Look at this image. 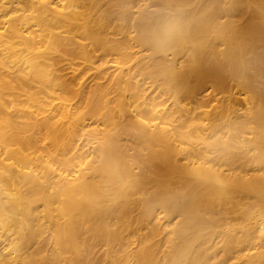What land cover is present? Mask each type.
I'll use <instances>...</instances> for the list:
<instances>
[{
    "label": "bare ground",
    "instance_id": "6f19581e",
    "mask_svg": "<svg viewBox=\"0 0 264 264\" xmlns=\"http://www.w3.org/2000/svg\"><path fill=\"white\" fill-rule=\"evenodd\" d=\"M191 1L187 7L202 2ZM249 1L210 0L216 10L204 0L208 8H200L201 12L188 8L187 13L207 26L201 29L208 32L214 15L213 21L223 23L225 17L226 25V21L237 23L246 20V7L253 6L254 30L264 36V0ZM178 3L0 0V264H264V107L256 109L262 116L256 110L251 116L247 105L239 118L238 109L232 118L225 108L227 117H217L212 110L216 117L208 119L207 111L198 108L203 98L196 97V107L208 119L201 117L206 125L195 107L186 109L188 114L193 110L191 117L186 111L178 116L177 110L186 106L175 102L179 86L176 71L170 69L178 65H173L171 56L179 58L182 51L175 48L181 40L179 24L187 28L186 11ZM205 8L214 14H205ZM180 16L183 26L174 24ZM187 34L184 40L190 38ZM220 34L216 33L220 38L211 35L221 40ZM231 34L228 44L236 38L237 44L238 36L243 43L242 35ZM207 37L198 43L201 47L208 50L213 44L214 50L219 48L217 54L224 50ZM224 38L227 41V35ZM220 40L225 47V40ZM195 41L190 42L193 47ZM206 41L207 46H202ZM255 41L244 49L254 45L256 52ZM183 42L181 46L187 47ZM259 46L264 53V44ZM200 48L198 52L203 51ZM249 48L244 52L254 54ZM192 52L187 53L189 58L194 57ZM187 54L184 63L190 60ZM210 56L203 59H217ZM259 58L264 62V56ZM193 60L191 68L198 63ZM223 61L224 57L221 63L226 67L220 66L224 70L231 64ZM244 65L246 69L250 64ZM256 68L255 74L253 69L246 70L249 78L264 73ZM87 73L90 81L85 84ZM233 74L235 80L242 77ZM254 77L251 81L260 82ZM251 81V88L264 89L262 82L261 87ZM248 85H243L247 91ZM180 87L184 90V85ZM259 96L261 106L264 99ZM249 98L253 102L254 96ZM165 100L170 106H165ZM248 165L255 167L254 172L251 168L247 174ZM170 218L174 221L168 228ZM241 244L247 252L241 253Z\"/></svg>",
    "mask_w": 264,
    "mask_h": 264
},
{
    "label": "rangeland",
    "instance_id": "374dc122",
    "mask_svg": "<svg viewBox=\"0 0 264 264\" xmlns=\"http://www.w3.org/2000/svg\"><path fill=\"white\" fill-rule=\"evenodd\" d=\"M176 1H177V2L179 1L180 3H181V2H182V3L185 2V4L183 5L182 8L180 7V6L182 5V3H181V4L178 3V4H180V5H179V9H180V10L184 8V9H183V10H184L183 12L186 11V13L184 14L185 16L183 15V18H184L183 20H185V18H186V21H183V23L185 22V24H186V25H185V28H186V27H187V28H186V31H185V29L183 30L182 27L180 28V24H179V28L177 27L178 25H175V26H174V28L177 27L178 30L180 29V31L178 32V33H179L178 36L181 38V40L178 39V40H180V42H179L178 40H177V41H178L177 44H176V42H175V46H177V47H175V48L180 49V51H181V50H182V51H181V52L179 51L180 54H179V52L177 51L178 54H179V56H180L179 58L181 59L180 61L175 59V58H178V56L175 57V58H172V56H171V54H170L171 59L173 60V65L176 66V64H177L178 67L180 68V64H182V62L184 61V54H185V53H186V54H187V53L190 54V52L193 51V48H194L195 46H196L197 48L195 47V48H194V50L196 49L195 52H194V51L192 52V53H194L195 55H194V54H192V55H194L195 58L199 56L198 59H195V58L193 57V58H194V60H193V58H191L192 56L189 58L190 55L187 54V56L189 55L188 58H189L190 60H189V59H188V60L190 61V63H192V60H193V62L196 60V62L198 61V63H197L196 66H192V68H191V65H190L189 61H188V63L185 62V63L188 64V66L183 62V64H185V65L182 64L184 68H183V67H181V68L183 69L182 71H183L184 73H182V71H181L177 66H176L177 69L174 68L175 66L173 67V68L176 69V70L170 69V71H176V73H175L174 75H175V77H176V83H178V86H179V88L177 87L178 89L176 88V92L178 91V92H177V95H180V96H179V97L177 96L178 98H175V102H177V103L179 102V105H180V106H181V105L183 106V104H181L180 102H184V105L186 106V108H183V109H181V110L179 109V111L177 110L178 116H180L179 114H180V112L182 113V111H183V113H185L186 109H190V108H192V107H193V108L195 107V108L198 110L199 107H202V108H200V109H204L205 111H207V112H205V114H206V116H207L208 119H209V118H212V117H216V116H217V117H218V116H219V117H225L224 115H226V117H227V113H228V112H227V111L225 112V110H224L225 108H226V110L230 111V112H229V113H230V116L232 115V113H233V114L237 113L236 110L238 109V110H237V111H238V113H237L238 116L236 115V118H239V117H240L239 114H241V112L243 111V108H244V110H245V108L247 107V105H249L250 108H253L252 110L249 109V107L246 108V110H249V112L251 111V112H250V113H252L251 116H253V115H254L253 110L258 109V107H264V106H262V103H264V100H262V103H261V106H260V104L258 103L259 101H258V99H257L259 95H260L259 97H260L261 99H264V96H262V95H264V92H262V90H264V89L260 90V87L256 86L257 89H259V94H258V93H257L258 90L255 89V88H254L255 86L253 85L254 92L256 91V92H255V95H253L254 92H250V89H251V91L253 90V88L250 87V86L252 85V84H250V81H251V78H253L254 76L251 77V78H249V77H250V72H247V71H246V70H248V71H252V69H253L252 73H254V72H255L254 69H255L256 67L258 68V69L256 68V72H257V73H259V71H257V70H260V73H262L261 71H264V70H262V69H264V68H262V66H264V62H260V59H261V58H259L261 55L264 56V53H262V54L260 53L262 49H261V46H259V45L264 44V43L260 44V43H261V40H264V38H262V37H264V36H261V35L259 34V32H257V31L254 30V28H255V26H256L255 23L253 22V18H254V17L252 16V11L254 10V7H253V6H249V5H248V7H246V10H245V11H247V12L249 11V12L247 13L246 20L241 21V22L238 21V22H237L238 24L236 23V21H235V23H234L233 21H232V22H231V21H229V22L226 21V23H227L228 25H229L230 22L232 23V24H230L229 26L226 25V24L224 23V22H225V20H224L225 17H224L223 19H221L223 23H221L220 20H218V21H217V20L213 21V20H214V17H215V15H214L213 20H212L213 23H212V24H209V26H208V27H210V28H212V29L209 28V30H208V32H207L206 29H205V31L201 29V28H207V26H206V27H203V25L201 24L200 20H197V18H194V16L192 17L191 15H188V13H187V12H188L189 10H191V9H193V10H194V9H195V10L198 9V11L201 12V10H202L204 7H206V6H205V3L203 2L204 0H202V2H203V6H202V2H201L200 4L197 3V2H196V3L194 2L195 4H197V7H198V8L195 7V4H194V3H193L194 8H193V6H190V5H192V1L188 3V1H190V0H188V1H186V0H181V1H180V0H176ZM183 1H184V2H183ZM208 1L210 2V0H207V2H208ZM248 1H249V0H248ZM253 1H254V3H255V2H257L258 0H253ZM253 1H252V2H253ZM259 1H261V0H259ZM259 1H258V2H259ZM205 2H206V0H205ZM250 2H251V0L249 1V3H250ZM186 4H187V5L190 4L189 6L192 7V8L187 7ZM207 4H208V3H207ZM210 4H211V2H210ZM252 4H253V3H252ZM199 5H200L201 7H199ZM209 6H211V7H209ZM156 7H157V6H156ZM156 7L153 5L151 8H155V9H156ZM186 7H187V9H186ZM202 7H203V8H202ZM208 7H209V9H211L213 6H212V4H211V5H208ZM208 7H206V8H208ZM188 8H189V10H188ZM200 8H202V9L199 10ZM206 8H205V10H206L207 13L204 12V11H203V12H204L205 14H209V12H208V10H207ZM213 8H214V7H213ZM213 8H212V9H213ZM250 8H251V12H250V10H248V9H250ZM214 9H216V7H215ZM218 9H219V8H218ZM218 9H216V10H218ZM200 12H199V13H200ZM203 12H202V13H203ZM213 12H214V11H213ZM200 14H201V13H200ZM200 14H199V15H200ZM205 14H204V15H205ZM210 14H214V13H212V12L210 11ZM210 14H209V15H210ZM204 15H202V16H204ZM209 15H208V16H209ZM187 16L189 17L188 20H187V18H188ZM202 16H201V18H203ZM208 16L205 15V17L209 18ZM210 16H212V15H210ZM157 17H158V16H157ZM181 17H182V16H180V19H179L180 21H177L178 19H176V20L174 21V24H176V23L178 24L179 22H181V24H182L181 26H183V23H182V21H181ZM191 17H192V18H191ZM165 18H166V17H165ZM190 18H191V19H190ZM199 18H200V17H199ZM159 19H161V18H159ZM168 19H169V18H168ZM230 19H231V18H230ZM169 20H170V19H169ZM196 20L199 22L200 25H202V27H200V25L198 24V22H197ZM176 21H177V22H176ZM216 21H217V22H216ZM188 22H189V25H188ZM195 22H197V24L199 25V27L196 25ZM214 22L217 23V24H215ZM239 22H240V23H239ZM218 24H220V25L222 24V27H221L220 25H218ZM223 24H225L226 29L224 28V25H223ZM216 25L219 26V27H218L219 32L216 30ZM231 25H232V26H231ZM233 25H235V26H237V27L234 26V29H233ZM188 26H190V27L192 26V27L190 28V27H188ZM230 26L232 27V32H231V27H230ZM238 26H239V27H238ZM193 27H194V29H193ZM229 27H230V31H229ZM241 27H242V29H241ZM188 28H189V29H188ZM196 28H197L198 31H195ZM220 28L223 29L224 31L221 30V31H222V32H221V31H220ZM235 28H236V29H235ZM251 28H252V30H251ZM181 29H182V30H181ZM187 29H188V30H187ZM192 29H193V30H192ZM227 29H228V30H227ZM238 29H239V30H240V29L242 30V31L240 30L241 33L238 31ZM245 29H246V30H245ZM233 30L236 31V32H239V33H236V34H235V33H233ZM253 30H254V31H253ZM181 31H182V32H181ZM184 31H185V33H184V35H183V32H184ZM190 31H191V32H190ZM192 31H195L196 33L199 32V33L196 35V33L192 32ZM209 31H210L211 34L215 33V36H216V37H219L218 35H216V33H219V34L221 33V34H220V36H221L222 33L225 32L226 35H227V38H228L227 41H226V39L224 38V36H226L225 33L223 34L224 36H223V35L221 36V40H222V41L219 39L220 37H219L218 39H219L222 43H223V41L225 40L224 42L227 43L226 46H228V48H230V49L233 50V51H235L234 49H236V51H237L238 49H240L238 53L236 52L237 54L234 52L237 56H236V55H233L234 53H232L233 51L231 52L230 49H229L230 51H229L228 49H226V48H227L226 46H225V47L222 46L223 44L219 43V42H218L219 40H218L217 38H216V40H215V38H213V37H215V36L209 34ZM212 31H213V33H212ZM243 31H244V32H243ZM250 31H251L252 34H253V32H254V34H256V35H255V36H256L255 38H256L257 41L254 40V34L252 35V34L250 33ZM202 32H203V33H202ZM245 32L247 33V35L245 34ZM187 33H188V34H187ZM192 33H194L195 35L193 36ZM200 33H202L203 35H201ZM205 33H206V34H205ZM231 33H232V34H231ZM186 34H187V36L189 35V37H190V38H188V37L186 36V38H188V40H187L186 38H185L186 40H184L183 37H182V36L185 37ZM230 34H231V36H233V37H235V36L237 37V36H238L237 34H239L240 36L242 35V37H243V43L240 41L241 39H240L239 36H238V40H239V41L237 42V44H238V43L240 44V42H241V44H242V46H243V49L240 48V47H238L239 44H238V45L236 44V41H235V40H237L236 37H235L236 39H234V40H233V38L231 37V39L233 40V41L231 40V41H232V42H231L232 44H228V43H229V40H230ZM244 34H245V36H246L247 38H246L245 36H243ZM198 35H200V36H198ZM207 35H211L212 37H210V36H208V37L212 38V39L216 42V43H215L213 40H211L212 43L219 44V45H217V48H218V47L223 48L226 52H225L224 50L220 49L219 54H217L218 52L215 53L216 51H218L219 48L216 49V50H214L213 47H212L213 44L211 43L212 46L209 45L210 42H209V44H208V45H209V46H208L209 48L207 47L208 50H207L206 48H204V47H201L200 45H201V43L205 42V40H206L205 38L207 37ZM248 35H250V37H249ZM195 36H197V37H195ZM204 36H205V37H204ZM252 36H253V37H252ZM258 36L261 37L260 40H259V37H258ZM200 37H204V38H201V39H200ZM208 37H207V40H208ZM222 37H223L224 39H223ZM257 37H258V39H257ZM191 38H193V40H192ZM195 38H198V39H195ZM248 38H251V44H254V43H252V42L255 41V47H254V48H256V49H255L256 52H255L254 49H252L254 45L252 46L251 49H252L253 51H251V52H254V54L252 53V54H250V55H249V53H246V52H248L247 49H248L249 47H247V49H246L247 51L244 49V47L248 44L247 41L250 42V39H248ZM189 39L192 40V41H190ZM199 39H200V40H199ZM202 39H204V40H202ZM245 39H247V41H246ZM195 40H197V43H196ZM198 40H199V41H198ZM258 40H259V41H258ZM183 41H185V43H186V42L188 43V44H184V45L187 46V47H185V48H184V46H181V43H182ZM193 41H195V43H194L195 46H194V47H193L192 44H190V42L192 43ZM208 41H209V40H208ZM245 41H246V42H245ZM244 42H245V43H244ZM256 42H257V43H256ZM259 42H260V43H259ZM183 43H184V42H183ZM183 43H182V44H183ZM198 43H199L200 45H199ZM258 43H259V44H258ZM241 44H240V46H241ZM243 44H244V45H243ZM245 44H246V45H245ZM251 44L249 43L247 46H249V45H251ZM178 45H179V46H178ZM220 45H221V46H220ZM224 45H225V44H224ZM229 45H231L232 47H230ZM233 45H234L235 47H234ZM236 45H237V46H236ZM256 45H258V46H256ZM190 46H191V47H190ZM198 46H200L201 48L198 47ZM202 46H207V41H206L205 45L202 44ZM214 46H215L214 48H216V45H214ZM242 46H241V47H242ZM179 47H180V48H179ZM250 47H251V46H250ZM258 47H260V51H258ZM188 48H190L191 51H190V49L188 50ZM199 48H200V50H203V51L206 50V51H207V53H206V51L204 52V53H205L204 57H200V56H203V54H202L203 51L198 52V51H199V50H198ZM202 48H203V49H202ZM262 48H264V47H262ZM177 49H176V50H177ZM183 49H184V50L186 49L187 51H190V52H187V51L184 52ZM251 49L249 48V50H251ZM176 50H175V51H176ZM221 50H222V51H221ZM208 51H209V52H208ZM212 51H213V52H212ZM223 51H224V52L226 53V55H227V58H226V59H225L226 55H224V52H223ZM228 51L231 52L232 55H231V53L229 54ZM241 51H243V52L246 51V52H244V53L247 54V55H245V54L242 53ZM177 52H176V53H177ZM201 52H202V53H201ZM221 52H223V53L220 54ZM227 52H228V53H227ZM240 52H241V54L239 55ZM258 52H259L261 55L258 54V55H260V56L257 57L258 59H256L255 56H258V55H255V54L258 53ZM196 53H197V55H198V54H199V55L197 56ZM209 53H210V54H209ZM178 54H177V55H178ZM181 54H182V55H181ZM208 54H209V55H208ZM242 54H243V55H242ZM210 55H216L217 59H215V60H211V58H210L211 61L208 60V62H207L206 60H207L209 57H211ZM221 55H223V56H221ZM241 55H242V56H241ZM253 55H254V56H253ZM110 56H111V55H110ZM110 56H105V57L108 58V57H110ZM206 56H207L208 58H207L206 60L203 59V58H205ZM219 56H220V57H219ZM229 56L232 57V58H229ZM234 56H235V57H234ZM238 56L243 57V58L246 57L247 60H246V58H244V60H246V62H245V61H244V62H241V61H243V59L241 60L240 57H239L238 59H236V57H238ZM248 56L253 58V59L251 58V61H252V62H249L250 60H249ZM111 57H112V56H111ZM111 57H110V58H111ZM221 57H222V58H221ZM223 57H224V61H225V62H226L227 59H228V61H227V66H229V65L231 64V65H230L231 67L229 66V67H227V68L224 69V70L221 69V67H226V66H225L226 63H225L224 61H223V63H225V64H222V63H221V61L223 60ZM179 58H178V59H179ZM185 58H186V57H185ZM233 58H235V60H232ZM108 59H109V58H108ZM186 59H187V58H186ZM202 59H203V60H202ZM262 59H264V58H262ZM174 60H175V61H174ZM229 60H230V61H229ZM231 60H232V61H235L237 65L235 64V62L232 63ZM237 60H238V62H237ZM239 60H240V61H239ZM257 60H258L259 62H258ZM169 61H170V60H169ZM176 61H178V62L176 63ZM186 61H187V60H186ZM205 61H206V62H205ZM212 61H213V62H212ZM214 61H216V62L218 61V62L216 63V62H214ZM254 61H256V62H254ZM196 62H195V63H196ZM199 62H200V63H199ZM209 62H212V63L216 64V66H217V65H219V66L216 67V66H214V64H212V63H211L212 65H210ZM228 62H229V63H228ZM61 63H62V62H61ZM174 63H175V64H174ZM195 63L192 64V65H195ZM218 63H219V64H218ZM220 63H221V65H220ZM240 63H242V64H240ZM248 63H249L250 65H249ZM257 63H259V64H257ZM260 63H261L262 65H261ZM199 64H200V65H199ZM243 64H247V65H244V66H246V67H248V65H249V67H248L249 69H248V68L245 69V68L242 66ZM63 65H64L63 68H65V69H64V72L69 71V70H67V69H69V68H66V67H65V63L62 64V66H63ZM66 65H67V67H68V64H66ZM170 65H171V64H170ZM253 65H254V66H253ZM257 65H258V66H257ZM259 65H260L261 68H259ZM185 66H186V68H185ZM220 66H221V67H220ZM233 66H234V67H233ZM237 66H238V67H241V66H242L241 69H240V70H242V71H240V70L237 68ZM255 66H256V67H255ZM170 67H171V66H170ZM232 67H233V68H232ZM235 67H236L237 70L235 69ZM187 68H188V69H187ZM193 68H194L195 70H194ZM196 68H197V69H196ZM228 68H229V70H232V69H233L234 72H238L239 75H242V77L244 76L243 74L247 75L248 77H246V76H245V78L243 77V78H244V81H246V83L241 79L242 77H240V76H239V77H240L241 80L239 79L238 76H237L236 80H235V78L231 77V76H233V75L235 76V74H233V73H234V72H233V73H231V74L229 75V73H230L231 71H229V73H228V72L226 71V70H228ZM230 68H231V69H230ZM190 69L194 70L195 73H194L193 71H191ZM66 70H67V71H66ZM177 70H180L181 72H179V71H177ZM186 70H187V72H186ZM197 70H198V71H197ZM190 71H191V72H190ZM208 71H209V73H208ZM221 71L223 72V74H222ZM224 71H226L227 74H224ZM178 72H179V73H178ZM212 72H213V73H212ZM226 72H225V73H226ZM177 73H178L179 75H178ZM189 73H190V74H189ZM196 73H197V74H196ZM199 73H200V74H199ZM252 73H251V75H253ZM180 74H181V75H180ZM187 74H188V75H187ZM204 74H206V75L204 76ZM214 74H215V75H214ZM254 74H255V73H254ZM262 74H264V73H262ZM262 74L260 75L261 77H259L258 74H256V76H255L254 78H255L256 80H260V82H262V84H264V81H262V80H264V78H262V77H264V76H262ZM89 75H90V74L87 73L86 76H85V81H84V83L86 82L85 84H88V82L90 81V77H89ZM189 75H190V76H189ZM213 75H214L215 77H217V76H218V77L215 78ZM216 75H217V76H216ZM87 76H88V77H87ZM177 76H179V77L177 78ZM184 76H185L186 78H185ZM194 76H195V77H194ZM257 76H258L260 79H259ZM189 77H190V78H189ZM206 77H207V78H206ZM228 77H229L231 80H229ZM192 78H193V79H192ZM196 78H197V79H196ZM220 78H221L225 83H223V81H222ZM232 78H233V79H232ZM248 78H249L250 81H248ZM261 78H262V79H261ZM178 79H180V80H178ZM188 79H189V81H188ZM224 79H225V80H224ZM237 79H238L239 81H241V82L238 83ZM245 79H247V80H245ZM255 79H253V80L255 81ZM181 80H182V82H181ZM232 80H233V81H232ZM186 81H187V82H186ZM192 81H193V84H192ZM210 81H211V82H210ZM229 81H230V83L228 84ZM235 81H236V82H235ZM242 81H243V83H242ZM185 82H186V83H185ZM234 82H235V83H234ZM258 82H259V81H257V83H258ZM260 82H259L258 84H261ZM184 83H185V84H184ZM211 83H212V84H211ZM220 83H221V84H220ZM231 83H233V85H232ZM241 83H242L244 86H245L246 84H247V85L249 84V85H248V89H249V91L245 90L246 88H243V85H242ZM251 83H256V82L251 81ZM257 83H256V84H257ZM222 84H223V85H222ZM240 84H241L242 86H241ZM258 84H257V85H258ZM262 84H261V87H262ZM143 85L145 86V84H143ZM183 85H184V90H183V87H182V88L180 87V86H183ZM193 85H194V87H193ZM199 85H200V87H199ZM204 85H205V86H204ZM234 85H235V86H234ZM169 86H170V85H169ZM201 86H202V87H201ZM203 86H204V87H203ZM232 86H233V87H232ZM238 86H239V88H238ZM240 86H241V87H240ZM190 87H192V88H190ZM209 87H210V88H209ZM216 87H217V89H216ZM219 87H220V88H219ZM230 87H231V89H230ZM234 87H235V88H234ZM171 88H172V87H171ZM203 88H204V89H203ZM207 88H208V89H207ZM227 88H228V89H227ZM211 89H212V90H211ZM221 89H222V91H221ZM229 89H230V90H229ZM242 89H243V90H242ZM170 90H171V89H170ZM170 90H169V95L172 93V92H170ZM179 90H180L181 93H182L183 91H185V92H183V93L181 94V93L179 92ZM192 90H193V91H192ZM215 90H217V92H216ZM218 90H219L221 93H220ZM237 90H238V91H237ZM241 90H242V91H241ZM189 91H190V92H189ZM207 91H208V92H207ZM223 91H224V92H223ZM229 91H232V92L229 93ZM239 91H241V92H239ZM191 92H192V93H191ZM203 92H204V94H203ZM222 92H223V93H222ZM234 92H235V93H234ZM248 92H249V94L251 93L252 95H249ZM184 93H185V94H184ZM205 93H206V94H205ZM225 93H226V94H225ZM228 93H229V94H228ZM240 93H241V94H240ZM261 93H262V94H261ZM186 94H187V95H186ZM212 94H213V95H212ZM171 95H172V94H171ZM171 95H170V96H171ZM183 95H185V96L182 97ZM196 95H197V96H196ZM226 95H227L228 101H227ZM243 95H245V96H244L245 98L243 97ZM247 95H249V97H250V96H251V97L254 96V98H251L252 101H253V102H251V103H253V105L256 104V107L258 106L257 108H256L255 106H253V105L250 103L251 100H250L249 97L247 98ZM194 96H195V98H194ZM229 96H230V97H229ZM261 96H262V97H261ZM168 97H169V96H168ZM172 97H173V95H172ZM191 97H192V98H191ZM196 97L203 98V101L200 102V105H203V106H200V105L198 106V103H196V99H197ZM206 97H209V98H206ZM223 97H225V98H223ZM255 97H256V98H255ZM166 98H167V94H166ZM170 98H171V97H170ZM205 98H206V100H205ZM230 98H232V99H230ZM235 98H236V99H235ZM260 98H259V99H260ZM164 99H165V98H164ZM167 99L170 101V103L173 102V100L171 101V99H173V98H171V99L167 98ZM178 99H180L181 101L178 100ZM220 99H221V100H220ZM245 99H246V100H245ZM253 99H254V100H253ZM255 99H257V100H255ZM168 100H167V101L165 100L167 105H165V104H164V105H165L166 107H168V105H169V103H167ZM190 100H191L192 103L190 102ZM193 100H194V101H193ZM186 101L188 102V105H187ZM205 101H206V103H205ZM235 101H236V102H235ZM245 101H246V102H245ZM255 101H257V103H256ZM217 102H218V103H217ZM222 102H223V103H222ZM244 102H245V104H244ZM254 102H255V104H254ZM173 103H174V102H173ZM173 103H172V104H173ZM219 103H221V104H219ZM224 103H225V106H224ZM226 103H228V104H226ZM229 103H230V104H229ZM239 103H240V104H239ZM192 104H193V105H192ZM216 104H218L219 106L216 105ZM222 104H223V105H222ZM231 104H232V105H231ZM257 104H258V105H257ZM173 105H174V104H173ZM239 105H240L241 107H240ZM244 105H246V106H244ZM169 106H170V105H169ZM174 106H175V105H174ZM174 106H171L170 108H172V107H174ZM185 106H183V107H185ZM190 106H191V107H190ZM196 106H198V108H197ZM223 106H224V107H223ZM217 107H218L219 109H218ZM235 107H236V108H235ZM254 107H255V108H254ZM214 108H215V109H214ZM222 108H223V110H224L225 113H220V110H222ZM231 108H232V109H231ZM196 109H194V110H196ZM216 109H217L218 112L221 114V116H220V114H218L217 112L215 113V111H217ZM234 109H235V110H234ZM239 109H242V110H239ZM197 110H196V113H197V112L199 113V111H201V110H198V111H197ZM212 110H213V112H214L213 114H215L216 116H214V115L212 114V112H211ZM214 110H215V111H214ZM231 110H232V111H231ZM258 110H259V109H258ZM260 110H261V108H260ZM256 111H257V110H256ZM256 111H255V113L258 112V111H257V112H256ZM203 112H204V111H201V112L199 113L200 115L198 114L200 118L202 117V115H203V116L205 115ZM210 112H211V113H210ZM221 112H222V111H221ZM234 112H235V113H234ZM249 112L246 111V113H247L248 115L250 114ZM259 112H260V111H259ZM259 112H258V113H259ZM262 112H264V111H262ZM177 113H176V114H177ZM183 113H182V114H183ZM196 113H195V111H194V115H196ZM201 113H202V114H201ZM207 113H208V114H207ZM229 113H228V115H229ZM182 114H181V115H182ZM187 114H188V113H187V111H186V116L191 117L192 114H193V110L191 109L190 114H188V115H187ZM209 114H211V115H213V116L210 117ZM217 114H218V115H217ZM247 114H244V116L247 115ZM184 115H185V114H184ZM184 115H182V116H184ZM194 115H193V116H194ZM198 115H196V116H198ZM208 115H209V117H208ZM222 115H223V116H222ZM241 115H242V114H241ZM259 115L262 116V115H264V114L261 115V112H260ZM186 116H185V118H187ZM206 116H204L203 119L206 118ZM232 116L235 118V115H232ZM232 116H231V117H232ZM242 116H243V115H242ZM255 116H257V114H256ZM260 116H258V117H260ZM199 117H197V118L194 117V118H195V119H200ZM231 117H230V118H231ZM233 117H232V118H233ZM246 117H248V116H246ZM207 118H206V119H207ZM206 119H205V120H206ZM208 119H207V120H208ZM200 120H201V123L204 122L205 124H204V123H203V124L206 125V122H205V121H202V118H201ZM85 122H86V123H91L90 120H89V121H88V120H85ZM207 122H208V121H207ZM245 168H247L248 173L246 172ZM245 168H243V169H244L245 173H247V174H249V173L251 172L249 169L252 168V169H251L252 172H254L253 168L255 169V167H253V166H251V165L245 166ZM222 169L225 170L223 167H222ZM244 171H243V172H244ZM249 171H250V172H249ZM224 172H226V171H224ZM252 172H251V173H252ZM235 193H236L237 195H236ZM235 193H234V195H236V197H239V193H238V192H235ZM169 220H170V222H169V224H168V228L171 226V223L174 221V218H170ZM214 240H215V237H214ZM218 244H219V240H218ZM135 245H136V242L132 244V247H134ZM161 249H163L162 246H161L160 248L157 249V250H159V251H158V255L161 254ZM241 249H243V251H241V253H242V252L245 253V252H247V249H248V248H247L246 245L241 244V245H240V250H241ZM228 263H229V262H226L225 264H228Z\"/></svg>",
    "mask_w": 264,
    "mask_h": 264
}]
</instances>
